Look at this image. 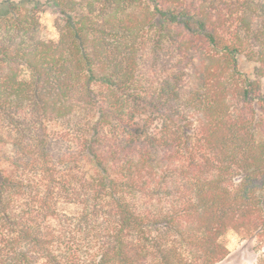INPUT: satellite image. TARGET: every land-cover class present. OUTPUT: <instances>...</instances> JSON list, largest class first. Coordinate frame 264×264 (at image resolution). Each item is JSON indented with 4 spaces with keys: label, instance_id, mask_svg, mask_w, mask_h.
Instances as JSON below:
<instances>
[{
    "label": "trees",
    "instance_id": "16d2710c",
    "mask_svg": "<svg viewBox=\"0 0 264 264\" xmlns=\"http://www.w3.org/2000/svg\"><path fill=\"white\" fill-rule=\"evenodd\" d=\"M55 3L52 41L49 0H0V264H218L229 231L263 238L264 0Z\"/></svg>",
    "mask_w": 264,
    "mask_h": 264
},
{
    "label": "rangeland",
    "instance_id": "374dc122",
    "mask_svg": "<svg viewBox=\"0 0 264 264\" xmlns=\"http://www.w3.org/2000/svg\"><path fill=\"white\" fill-rule=\"evenodd\" d=\"M39 14L42 35L45 39L57 41L59 34L55 27L56 3L49 0ZM250 68H247V70ZM25 76V73H24ZM264 92V84H263ZM230 253L229 256L218 264H261L264 263V237H244L234 231H229L223 238Z\"/></svg>",
    "mask_w": 264,
    "mask_h": 264
}]
</instances>
